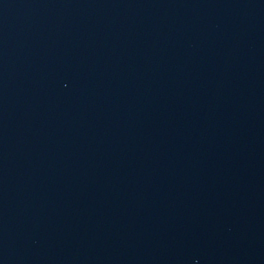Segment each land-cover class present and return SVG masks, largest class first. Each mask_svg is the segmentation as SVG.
I'll use <instances>...</instances> for the list:
<instances>
[{"label":"water","instance_id":"obj_1","mask_svg":"<svg viewBox=\"0 0 264 264\" xmlns=\"http://www.w3.org/2000/svg\"><path fill=\"white\" fill-rule=\"evenodd\" d=\"M263 240L264 0H0V264Z\"/></svg>","mask_w":264,"mask_h":264}]
</instances>
